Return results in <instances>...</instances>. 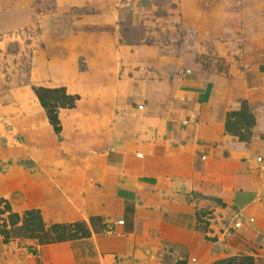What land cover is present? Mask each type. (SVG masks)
Returning a JSON list of instances; mask_svg holds the SVG:
<instances>
[{"label": "rangeland", "instance_id": "374dc122", "mask_svg": "<svg viewBox=\"0 0 264 264\" xmlns=\"http://www.w3.org/2000/svg\"><path fill=\"white\" fill-rule=\"evenodd\" d=\"M198 1L189 21L181 0H0V225L11 231L8 244L0 235V264L47 245L24 236L22 219L10 225V213L37 209L45 229L75 234L63 242L83 239L78 224L104 191L106 152L140 142L192 150L195 176L189 187L175 174L171 188L143 192L150 213L117 264H211L236 253V184L253 176L255 193L264 187V77L257 90L253 80L237 87L250 65L238 51L250 38L243 25L264 24V0ZM254 34L256 54L264 31ZM35 87L78 96L73 107L50 97L59 134ZM58 208L70 216L51 215ZM103 220L102 233L116 235L122 221Z\"/></svg>", "mask_w": 264, "mask_h": 264}, {"label": "crops", "instance_id": "0c3cea01", "mask_svg": "<svg viewBox=\"0 0 264 264\" xmlns=\"http://www.w3.org/2000/svg\"><path fill=\"white\" fill-rule=\"evenodd\" d=\"M198 2V0H187L184 4V0H181V6L185 9V20L196 21ZM222 2L224 3V1ZM216 11L218 12L217 18L226 17L222 4ZM244 16V12H240L238 15L242 19ZM204 27L202 23V28ZM243 27L244 29L248 28L250 32L248 37L250 38L245 40L242 38L238 51L242 62L250 65L242 71L243 82L246 85L243 83V85L237 86L239 90H246L250 81L253 80L252 83H255L256 78L264 77V53L261 52L264 46L254 51L256 53L254 54L251 51L257 45L252 46L250 42L252 36L256 37L255 32L260 29L264 31V24L260 28H253L248 24ZM219 44L220 42H218ZM254 83L251 87L257 90L258 87ZM205 91L203 90L204 93H206ZM204 95L206 96V94ZM192 152L184 147L167 148L162 145H147L145 142L111 146L106 152L103 163L104 175L107 177L104 191L101 189L100 192L94 191L90 195V210L83 218L90 230L89 236L72 242L36 244L28 250H31L32 257H34L32 254L35 253L37 259L35 257V259L28 258L23 264H117L116 254L127 250L137 242L135 230L138 217L147 216V213H150L147 209L144 212L141 209L142 206H145L146 200L143 192H146L147 189L171 188L172 175L175 174L179 177L184 176L187 187L190 184L193 185L192 176L195 174L193 172L194 165L191 162ZM239 174L244 176L246 172H239ZM241 178L234 189L236 191L233 192L235 205H237L236 214L240 216V225L235 232L238 236L234 240L238 245L235 244L237 245L236 253L228 257L250 256L253 258V264H264V187L255 193L253 176L248 180ZM140 200H142V205ZM187 208L184 213L191 215L192 209L188 211ZM56 211H53L51 215L57 218L70 216L66 210L58 208ZM92 216L101 217L102 224L105 226L101 227V223H96L97 231H94L89 222V218ZM105 218H116L118 221H122V224L115 228L116 235L112 236L109 233L111 236H107L102 233L107 231L106 228L109 226L103 220ZM30 255L28 254V256ZM123 258L124 264L131 262L128 256Z\"/></svg>", "mask_w": 264, "mask_h": 264}, {"label": "trees", "instance_id": "16d2710c", "mask_svg": "<svg viewBox=\"0 0 264 264\" xmlns=\"http://www.w3.org/2000/svg\"><path fill=\"white\" fill-rule=\"evenodd\" d=\"M33 90L35 95L39 99L41 106L46 111L49 124L52 125L54 132L56 134H59L61 128L57 117V105L51 104L50 97L59 95V97L61 98V107H73L75 100L78 99V96L66 94L64 87L52 89L44 87H35ZM23 165L31 167L33 165V161L27 160L23 163ZM21 217L22 218H20L17 213H10L7 217V220L10 225H16L20 221V219H22L23 223L19 230L23 231L24 236L26 238L37 239L40 244L63 242L68 239H71L75 235L71 232V230L65 231L67 230L66 227L60 226L58 224L51 226V228L49 229H45L43 219L37 209L26 210L23 213V216ZM89 222L94 231H97L96 223H101V227L105 226V224H102V219L99 216L90 217ZM6 223V221H3V223L0 225V235L4 244H8L11 238V231L7 229ZM71 225H69V227H71ZM79 226L85 231L82 233V238H87L90 234L88 226L85 223H79L78 228ZM52 232L56 233L55 237H50V233ZM211 264H253V258L250 256H232L224 258L222 260H218Z\"/></svg>", "mask_w": 264, "mask_h": 264}]
</instances>
